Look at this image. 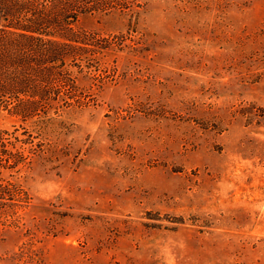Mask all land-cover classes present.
<instances>
[{
  "label": "rangeland",
  "instance_id": "obj_1",
  "mask_svg": "<svg viewBox=\"0 0 264 264\" xmlns=\"http://www.w3.org/2000/svg\"><path fill=\"white\" fill-rule=\"evenodd\" d=\"M34 1L76 24L0 23V264H264V0Z\"/></svg>",
  "mask_w": 264,
  "mask_h": 264
},
{
  "label": "trees",
  "instance_id": "obj_2",
  "mask_svg": "<svg viewBox=\"0 0 264 264\" xmlns=\"http://www.w3.org/2000/svg\"><path fill=\"white\" fill-rule=\"evenodd\" d=\"M50 3H52V1L49 2L48 5L35 2L34 0H0V6L5 7V14H3V16H1L2 13L0 10V23H8L11 18V20L16 23V26L28 29L32 28L35 32L41 31V34L46 30L43 28L46 27V24L58 19H60L57 21L59 29H63L67 25L76 24V16H66L67 14H65L63 10L58 9L59 6L57 4L51 5ZM20 9L23 11H20ZM24 9H26V11H24ZM49 10H51V12H49ZM21 39L26 40L28 38L26 36H21ZM60 61L64 62V59H60ZM60 66H62V64Z\"/></svg>",
  "mask_w": 264,
  "mask_h": 264
}]
</instances>
